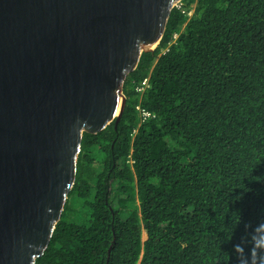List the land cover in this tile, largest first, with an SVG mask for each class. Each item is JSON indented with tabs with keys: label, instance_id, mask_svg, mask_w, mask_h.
I'll return each instance as SVG.
<instances>
[{
	"label": "trees",
	"instance_id": "trees-1",
	"mask_svg": "<svg viewBox=\"0 0 264 264\" xmlns=\"http://www.w3.org/2000/svg\"><path fill=\"white\" fill-rule=\"evenodd\" d=\"M122 92L35 264H237L264 219V0H180Z\"/></svg>",
	"mask_w": 264,
	"mask_h": 264
},
{
	"label": "water",
	"instance_id": "water-1",
	"mask_svg": "<svg viewBox=\"0 0 264 264\" xmlns=\"http://www.w3.org/2000/svg\"><path fill=\"white\" fill-rule=\"evenodd\" d=\"M179 2L0 0V264L44 253L83 133L119 121L127 75Z\"/></svg>",
	"mask_w": 264,
	"mask_h": 264
},
{
	"label": "clouds",
	"instance_id": "clouds-1",
	"mask_svg": "<svg viewBox=\"0 0 264 264\" xmlns=\"http://www.w3.org/2000/svg\"><path fill=\"white\" fill-rule=\"evenodd\" d=\"M233 252L237 264H264V219L245 224V234L233 245Z\"/></svg>",
	"mask_w": 264,
	"mask_h": 264
},
{
	"label": "built area",
	"instance_id": "built-area-1",
	"mask_svg": "<svg viewBox=\"0 0 264 264\" xmlns=\"http://www.w3.org/2000/svg\"><path fill=\"white\" fill-rule=\"evenodd\" d=\"M148 86V77L144 78V80L141 83V86L137 88L139 92H142L146 87ZM137 115L139 119H144L150 115L148 111L140 107L139 105L136 106Z\"/></svg>",
	"mask_w": 264,
	"mask_h": 264
},
{
	"label": "rangeland",
	"instance_id": "rangeland-1",
	"mask_svg": "<svg viewBox=\"0 0 264 264\" xmlns=\"http://www.w3.org/2000/svg\"><path fill=\"white\" fill-rule=\"evenodd\" d=\"M143 232V231H142ZM142 232H141V235H142Z\"/></svg>",
	"mask_w": 264,
	"mask_h": 264
}]
</instances>
